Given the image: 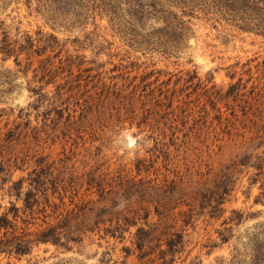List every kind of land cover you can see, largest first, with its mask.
Masks as SVG:
<instances>
[{
  "label": "rangeland",
  "instance_id": "rangeland-1",
  "mask_svg": "<svg viewBox=\"0 0 264 264\" xmlns=\"http://www.w3.org/2000/svg\"><path fill=\"white\" fill-rule=\"evenodd\" d=\"M57 2L0 0V38L5 31L20 44L38 32L57 39L41 55L35 43L18 64L0 53V212L13 200L6 192L12 183L44 164L63 170L65 181L74 177L80 196L96 199L85 191L89 174L114 185L196 184L249 155V165L232 172L224 212L194 216L172 264H264V35L242 28L250 22L262 29L264 7L254 4L233 19L200 12L173 45L158 32L160 20L131 22L123 5L106 12L114 1ZM47 57L52 65L44 70ZM109 227L68 248L38 243L27 255L2 254L0 264H140L124 248L133 250L142 221L121 235L105 234Z\"/></svg>",
  "mask_w": 264,
  "mask_h": 264
},
{
  "label": "trees",
  "instance_id": "trees-1",
  "mask_svg": "<svg viewBox=\"0 0 264 264\" xmlns=\"http://www.w3.org/2000/svg\"><path fill=\"white\" fill-rule=\"evenodd\" d=\"M49 1L53 4L62 1L68 5H76L80 0ZM110 1L114 2H108L106 12L112 15L116 9L121 10L120 6L123 5L131 22L142 24L150 17L160 20L163 28L158 32L163 33L173 45L181 44L189 32L190 20L197 18L200 12L204 16H211L207 19H217L221 15L233 19L238 12L253 11L254 7L251 6L254 4L259 3L264 7V0ZM164 4L168 6L165 7ZM249 24L250 22H244L242 28L259 29L258 31L264 35V24L262 29L260 24L253 27H249ZM38 34L40 37L36 39L25 35L24 44H20L18 40L12 41L8 33L2 31L0 53L5 59L15 56V62L18 64V55L24 51H31L35 43L40 46L38 50H33L38 55L47 49L55 48L57 39L54 36L41 32ZM50 60V57H47L42 61V69L46 70L47 66L52 65ZM53 72L49 69L47 74ZM249 158V155H243L213 174L211 178L196 184L175 181L157 184L144 182L142 179L137 181L127 179L114 185L112 180L108 182L101 176L95 179L89 174L85 191L89 193L94 190L96 199H86L90 194L80 196L78 190H75L74 177L65 181L61 176L63 170L54 173V168L50 164H44L39 170L29 172L26 178L13 182L6 191L13 200L0 212V255H27L32 246L38 243H51L68 248L70 243L81 242L87 233L92 234L96 230H101L100 226L106 223L111 227L103 230L105 234L121 235L125 231L124 227L141 220L142 227L137 228L134 234V248L133 250L124 248L126 255L136 253L140 264H148L155 260H159V264H172L175 256L184 247L183 227L190 224L194 216L207 215L215 219L224 212L223 204L233 187L232 172L239 166L249 165ZM143 166V161H139L137 171H141ZM25 182L26 190L23 187ZM66 198L68 202L65 201ZM134 200L140 204L136 208L130 206ZM145 204L147 205L143 206ZM183 204L188 209L175 214L174 210ZM150 206H153V212L157 217L155 222L148 220ZM236 215L235 221H238L240 215ZM113 219H117L115 224H112ZM179 220L183 224L176 227ZM226 239L224 236L221 237L222 241Z\"/></svg>",
  "mask_w": 264,
  "mask_h": 264
}]
</instances>
